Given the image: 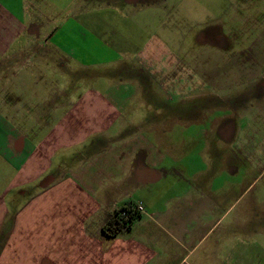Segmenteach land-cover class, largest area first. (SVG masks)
I'll list each match as a JSON object with an SVG mask.
<instances>
[{
  "label": "crops",
  "instance_id": "1",
  "mask_svg": "<svg viewBox=\"0 0 264 264\" xmlns=\"http://www.w3.org/2000/svg\"><path fill=\"white\" fill-rule=\"evenodd\" d=\"M169 1L0 0V264H264V42L166 78L142 32Z\"/></svg>",
  "mask_w": 264,
  "mask_h": 264
},
{
  "label": "rangeland",
  "instance_id": "2",
  "mask_svg": "<svg viewBox=\"0 0 264 264\" xmlns=\"http://www.w3.org/2000/svg\"><path fill=\"white\" fill-rule=\"evenodd\" d=\"M169 3L172 6L169 10L161 11L159 8L158 12H153L155 15L152 25H148L149 28L144 25L142 32L143 39L149 36L159 38L156 57L164 60L161 64L160 60L153 61L149 69L160 72L166 78L167 70L162 64L166 58L174 63L171 67L175 68L176 74L183 69L179 61L184 60L185 69H188V60L192 61L199 53L205 55L208 45L215 44L218 39L217 44L222 48H226L229 41L235 42L236 46L247 45L255 40L264 42V0H172ZM252 11H259L260 14L255 15L257 22L251 23L250 26L248 17ZM211 56L214 54L207 55ZM189 68L192 69L193 64H189ZM141 79L145 90H150L149 87L159 90L158 96L155 92H146L144 99L149 100L148 108L151 107L150 99H153V105L162 106L167 103L177 105L181 102V97L177 96L167 100L166 97H169L171 92L160 94V88L155 87V83L144 73ZM185 81L176 77L174 89L181 88ZM161 88L167 90L165 87ZM141 114L144 116L145 112Z\"/></svg>",
  "mask_w": 264,
  "mask_h": 264
},
{
  "label": "trees",
  "instance_id": "3",
  "mask_svg": "<svg viewBox=\"0 0 264 264\" xmlns=\"http://www.w3.org/2000/svg\"><path fill=\"white\" fill-rule=\"evenodd\" d=\"M139 214L134 204L126 202L115 208L111 215L104 221L101 231L106 237H113L119 231L129 228L132 219Z\"/></svg>",
  "mask_w": 264,
  "mask_h": 264
},
{
  "label": "built area",
  "instance_id": "4",
  "mask_svg": "<svg viewBox=\"0 0 264 264\" xmlns=\"http://www.w3.org/2000/svg\"><path fill=\"white\" fill-rule=\"evenodd\" d=\"M134 208L136 211L140 212L142 210V206L140 204H135Z\"/></svg>",
  "mask_w": 264,
  "mask_h": 264
}]
</instances>
